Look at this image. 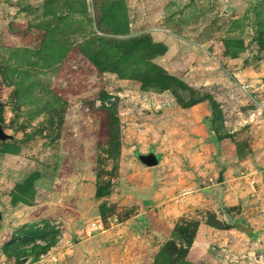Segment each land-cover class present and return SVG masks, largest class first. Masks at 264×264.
<instances>
[{"label": "rangeland", "instance_id": "374dc122", "mask_svg": "<svg viewBox=\"0 0 264 264\" xmlns=\"http://www.w3.org/2000/svg\"><path fill=\"white\" fill-rule=\"evenodd\" d=\"M260 66L264 0H0V125L14 136L0 141V264L25 256L24 264H214L190 259L176 239L121 231L134 209H116L108 196L132 135L167 104L158 97L207 101L213 130L233 136L226 109L236 118L239 108L250 116L264 106L256 94L264 79L250 76ZM247 146L244 134L238 147ZM92 187L79 224L90 237V222H102L108 259L94 248L75 261L74 243L51 254L60 219L71 217L57 211L85 206ZM12 207L22 211L10 231ZM197 215L176 225L188 234L200 220L222 225L212 211Z\"/></svg>", "mask_w": 264, "mask_h": 264}, {"label": "crops", "instance_id": "0c3cea01", "mask_svg": "<svg viewBox=\"0 0 264 264\" xmlns=\"http://www.w3.org/2000/svg\"><path fill=\"white\" fill-rule=\"evenodd\" d=\"M170 48L171 52L174 45ZM225 60L229 65L237 61ZM256 73L263 77L264 68L252 69L251 78ZM256 94L264 103V85L256 87ZM162 97L167 104L155 108L161 112L150 118L140 134L132 135L131 155L121 166L108 196L110 206L134 209L120 222V230L150 232L146 242L159 244L174 237L180 219L212 211L222 225L200 220L189 258L212 259L214 264H264V106L250 108V116L239 108L236 118L226 109L223 117L228 132L238 131L229 136L213 130L207 101L179 102L169 92L158 98ZM240 129H244L248 141L245 153L238 147L244 135ZM148 152L157 156L155 165H145L138 159L139 154ZM86 196L85 206L76 203L57 211L71 217L60 219V239L51 254L64 255L74 243L70 250L75 261L94 248L100 251L102 261L108 259L107 234L96 230L89 237L84 230L86 221L79 224L87 215L88 205L94 203L93 187ZM12 208L11 215L16 217L22 211ZM20 223L19 217L13 219L12 224L8 222V230Z\"/></svg>", "mask_w": 264, "mask_h": 264}, {"label": "water", "instance_id": "95a60500", "mask_svg": "<svg viewBox=\"0 0 264 264\" xmlns=\"http://www.w3.org/2000/svg\"><path fill=\"white\" fill-rule=\"evenodd\" d=\"M262 79H264V76L262 77ZM156 114H159L161 111L160 109L158 110H154ZM14 136L11 135L10 133H7L4 128L0 125V141H6L8 139H13ZM138 159L145 165L151 166V165H155L158 160H157V156L153 153V152H148V153H142L138 155ZM219 181L222 180V174H219ZM28 256L22 257L20 259V264H24L28 261Z\"/></svg>", "mask_w": 264, "mask_h": 264}, {"label": "trees", "instance_id": "16d2710c", "mask_svg": "<svg viewBox=\"0 0 264 264\" xmlns=\"http://www.w3.org/2000/svg\"><path fill=\"white\" fill-rule=\"evenodd\" d=\"M1 215H2V211H0V220H1ZM2 226V223L0 221V227ZM179 230L177 233L176 231ZM196 232V229H195ZM195 232H193L192 234H188V231L186 228H181L178 227L177 225L174 227L173 233H174V237L168 241H166L167 243L171 242L174 243L176 245L177 242H174L173 240L176 239L177 241H179L178 245H181L185 248L184 252L185 254L188 252L189 247L192 244ZM173 241V242H172Z\"/></svg>", "mask_w": 264, "mask_h": 264}, {"label": "built area", "instance_id": "2783aa9c", "mask_svg": "<svg viewBox=\"0 0 264 264\" xmlns=\"http://www.w3.org/2000/svg\"><path fill=\"white\" fill-rule=\"evenodd\" d=\"M103 228V224L101 221L99 220H94V221H91L90 224H89V230L90 232L91 231H96V230H100Z\"/></svg>", "mask_w": 264, "mask_h": 264}]
</instances>
